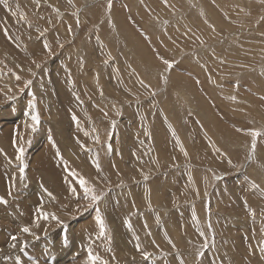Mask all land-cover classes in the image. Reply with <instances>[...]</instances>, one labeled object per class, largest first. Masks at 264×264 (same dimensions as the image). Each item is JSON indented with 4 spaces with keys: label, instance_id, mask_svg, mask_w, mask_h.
I'll use <instances>...</instances> for the list:
<instances>
[{
    "label": "rangeland",
    "instance_id": "1",
    "mask_svg": "<svg viewBox=\"0 0 264 264\" xmlns=\"http://www.w3.org/2000/svg\"><path fill=\"white\" fill-rule=\"evenodd\" d=\"M63 1L0 0V264H264V0Z\"/></svg>",
    "mask_w": 264,
    "mask_h": 264
},
{
    "label": "snow or ice",
    "instance_id": "2",
    "mask_svg": "<svg viewBox=\"0 0 264 264\" xmlns=\"http://www.w3.org/2000/svg\"><path fill=\"white\" fill-rule=\"evenodd\" d=\"M36 2L39 3V0H36ZM110 3H111V0H109V4H110ZM21 18H23V17H21ZM69 30H70V29H69ZM62 46H63V45H61V47H62ZM44 48H45V50H47L49 53L51 52V49H50V47H49V45H48L47 43L44 44ZM164 63H165L166 65H168L169 68H171V66H172V62H170V61H164ZM36 66L39 67L40 65L37 64ZM16 79H19V77H16ZM29 83H30V81H29ZM101 94H102V91H101ZM30 106L34 107V105H30ZM31 119H32V121L34 122V125H33V130H34V126H35V124H38V123H39V116H38V114H34V115H32ZM251 135L255 138V137L259 136L260 133L253 131V132L251 133ZM109 148H110V145H109ZM253 148H254V144H253ZM23 151H24L23 148H19V155L17 156V159H18V160L22 159ZM184 154L187 155L186 152H185ZM23 171H24V169L21 168V169H20V172L23 173ZM145 179H147V176H145ZM79 184H80V186L83 188V194H84V198H85V199H88V198L90 197V199H91V201H92L93 203H96V202H98V201L101 199V197H100L98 194H95L94 189H92V188H90V187L87 186V182H86L84 179H79ZM73 192L75 193V189H73ZM0 203H6V201L3 200V198H0ZM252 215H255V213L253 212ZM42 217H43L44 219H47V218H48V216H47L46 213H42ZM52 219H58V218H57L55 215H53V216H52ZM96 219H97V222H98L99 225H100V234L103 235L104 232H105L104 221H103V219L100 217V215H99V210H98V209H97V217H96ZM193 219H196V218L193 217ZM209 226H210V225H209ZM21 231L24 232V233L31 234V233H30V229H29L28 227H24V228H22ZM202 235H203V233H202ZM11 239H12V241H16V240H17V237H16V236H12ZM10 246H11V247H15L16 245L13 243V244H11ZM205 247H207L206 244H205ZM145 259H147V255H145Z\"/></svg>",
    "mask_w": 264,
    "mask_h": 264
},
{
    "label": "bare ground",
    "instance_id": "3",
    "mask_svg": "<svg viewBox=\"0 0 264 264\" xmlns=\"http://www.w3.org/2000/svg\"><path fill=\"white\" fill-rule=\"evenodd\" d=\"M197 1V0H196ZM49 2V1H48ZM63 2H65V0L63 1ZM176 2V1H175ZM174 2V3H175ZM42 3V2H41ZM47 3V2H46ZM94 3V2H93ZM168 4V3H167ZM97 5V4H96ZM70 8V7H69ZM100 8H102V7H100ZM108 8H110V7H107V9ZM167 8V7H166ZM65 9V8H64ZM68 9V8H67ZM93 9V8H92ZM105 9V8H104ZM10 11V10H9ZM94 11V10H93ZM113 11V10H112ZM35 12V11H34ZM37 12V11H36ZM1 13V12H0ZM93 13H95V11L93 12ZM116 13V12H115ZM97 15H99V14H97ZM102 15H103V13H102ZM83 16V15H82ZM186 16V15H185ZM101 17V16H100ZM98 18V17H97ZM66 19H68V18H66ZM111 19H113L114 20V18H111ZM78 20V19H77ZM104 20V19H103ZM112 20V21H113ZM212 20V19H211ZM101 22H102V20H101ZM212 22H213V20H212ZM125 24V23H124ZM213 24H214V22H213ZM120 25V24H119ZM124 26H126V25H124ZM186 26V25H185ZM94 27V26H93ZM122 27V26H121ZM116 28H117V26H116ZM21 29V28H20ZM94 30V29H93ZM116 30V29H115ZM115 30H113V31H115ZM119 30V29H118ZM120 31H121V28H120ZM123 31V30H122ZM2 31H0V33H1ZM111 33V32H110ZM2 34V33H1ZM129 34V33H128ZM53 35V34H52ZM130 35V34H129ZM0 38L3 40V42H6L5 40H4V38L3 37H1V35H0ZM120 40V39H119ZM136 40V39H135ZM57 41V40H56ZM84 41V40H83ZM122 42V41H121ZM137 42V41H136ZM1 42H0V46H1ZM117 44V43H116ZM3 45V44H2ZM114 45H115V43H114ZM133 45V44H132ZM38 46V45H37ZM134 46V45H133ZM140 46V45H139ZM257 46V45H256ZM3 47V46H2ZM1 47V49H3ZM8 47V46H7ZM81 47V46H80ZM11 48V47H10ZM5 49V48H4ZM35 49V48H34ZM39 49V48H38ZM143 49V48H142ZM83 50V49H82ZM126 50V49H125ZM238 50V49H237ZM1 51V50H0ZM124 51V50H123ZM255 51H257V50H255ZM140 52V51H139ZM239 52V51H238ZM241 52V51H240ZM255 54H257L256 52H255ZM246 55V54H245ZM244 55V56H245ZM253 55H254V53H253ZM137 56V55H136ZM143 57V56H142ZM138 58H139V56H138ZM148 58V57H147ZM233 58V57H232ZM242 58V57H241ZM37 59V58H36ZM118 60V59H117ZM144 60V59H143ZM142 60V61H143ZM145 61V60H144ZM120 62V61H119ZM137 62V61H136ZM146 62V61H145ZM212 62V61H211ZM117 63V62H116ZM150 63V62H149ZM110 64V63H109ZM142 64V63H141ZM95 65V64H94ZM139 65V64H138ZM146 65V64H145ZM129 67V66H128ZM147 67V66H146ZM113 68V67H112ZM132 68V67H131ZM141 69V68H140ZM146 70V69H145ZM94 71V70H93ZM147 71V70H146ZM156 72V71H155ZM131 74V73H130ZM135 74H136V72H135ZM139 75V74H138ZM133 76V75H132ZM155 76H156V74H155ZM154 76V77H155ZM208 76V75H207ZM46 78V77H45ZM49 78V77H48ZM135 79V78H134ZM43 81V80H42ZM48 81V80H47ZM46 81V82H47ZM45 82V81H44ZM143 82V81H142ZM19 83V82H18ZM112 83V82H111ZM137 83V82H136ZM13 84V83H12ZM11 84V85H12ZM5 85V84H4ZM10 85V84H9ZM10 85V86H11ZM24 85V84H23ZM46 85H47V83H46ZM54 85V84H53ZM48 86H49V84H48ZM15 87H17V86H15ZM66 87H68L67 89H70L69 88V86H66ZM12 88V87H11ZM26 88V87H25ZM63 88V87H62ZM112 88V87H111ZM15 89V88H14ZM25 91V90H24ZM31 91V90H30ZM35 91V90H34ZM70 91V90H69ZM20 93V92H19ZM34 93V92H33ZM88 93V92H87ZM136 93V92H135ZM171 93V92H170ZM30 94V93H29ZM37 94V93H36ZM143 94V93H142ZM18 95V94H17ZM33 95V94H32ZM167 95H171V94H167ZM16 96V95H15ZM29 96V95H28ZM38 96V95H37ZM160 96V95H159ZM166 96V95H165ZM172 96V95H171ZM236 96V95H235ZM32 97V96H31ZM74 97V96H73ZM72 97V98H73ZM205 97V96H204ZM15 98V97H14ZM17 98V97H16ZM158 98H160V97H158ZM34 99V98H33ZM38 99V98H37ZM137 99V98H136ZM206 99V98H205ZM14 100V99H13ZM48 100H50V99H48ZM52 100V99H51ZM155 100H157V99H155ZM171 100V99H170ZM174 100V99H173ZM31 101V100H30ZM175 101V100H174ZM250 101V100H249ZM17 102V101H16ZM27 102H29L28 100H27ZM40 102H42V101H40ZM241 102V101H240ZM47 103V102H46ZM150 104H152V103H150ZM154 104V103H153ZM152 104V105H153ZM163 104V103H162ZM243 104H244V102H243ZM248 104V103H247ZM20 105V104H19ZM39 105V104H38ZM58 105V104H57ZM161 105V104H160ZM181 105V104H180ZM21 107V106H20ZM23 107H24V105H23ZM69 107V106H68ZM166 107H169L168 105L166 106ZM247 107V106H246ZM39 108V107H38ZM43 108H45V107H43ZM13 109H14V107H13ZM64 109H66V108H64ZM137 109V108H136ZM35 109H32V111H34ZM193 110V109H192ZM195 110V109H194ZM21 111V110H20ZM96 111V110H95ZM15 112H17V111H15ZM38 112V111H37ZM163 113H164V111H162ZM42 113H43V111H42ZM60 113V112H59ZM179 113V112H178ZM19 114V113H18ZM34 114H36V113H34ZM40 114V113H39ZM54 114V113H53ZM69 114V113H68ZM71 114V113H70ZM20 115V114H19ZM41 115V114H40ZM73 115V114H72ZM18 116V115H17ZM255 116V115H254ZM11 117V116H10ZM27 117V116H26ZM32 117V114H31V116H30V118ZM73 117V116H72ZM162 117V116H161ZM252 117V116H251ZM4 118V117H3ZM3 118H2V120H3ZM13 118V117H12ZM70 118V117H69ZM11 119V118H10ZM14 119V118H13ZM13 119H11V121L13 120ZM28 119H29V117H28ZM260 119H262V118H260ZM7 120V119H6ZM31 120V119H30ZM70 120V119H69ZM9 121V120H8ZM93 122V121H92ZM258 122V121H257ZM256 122V124H258ZM261 122V121H260ZM86 123V122H85ZM262 123V122H261ZM145 124V123H144ZM255 124V123H254ZM71 125H72V123H71ZM259 125V124H258ZM261 125V124H260ZM256 126V125H255ZM263 126V125H262ZM40 128V127H39ZM43 128V127H42ZM42 128H40L41 129V131L43 132V131H45L44 129L42 130ZM33 129V128H32ZM48 131H49V129H47ZM36 132V131H35ZM135 132V131H134ZM34 133V132H33ZM72 133V132H71ZM35 134V133H34ZM33 134V135H34ZM43 134V133H42ZM4 135H5V133H4ZM4 135H3V137H4ZM10 136V135H9ZM129 137H130V135H129ZM134 138H135V136H134ZM47 139H48V137H47ZM79 139V138H78ZM82 139V138H81ZM128 139H130V138H128ZM133 139V138H132ZM3 140H5V139H3ZM134 140V139H133ZM9 141V140H8ZM52 141V140H51ZM82 141V140H81ZM131 141V140H130ZM69 143H70V141H68ZM4 143H5V141H4ZM74 143V142H73ZM63 144V143H62ZM131 144H133V143H131ZM76 146V145H75ZM231 146V145H230ZM7 147V146H6ZM63 147H64V145H63ZM62 147V148H63ZM2 148V147H1ZM54 148V147H53ZM68 148H70L69 147V145H68ZM77 148V147H76ZM229 148V147H228ZM237 148V147H236ZM64 149V148H63ZM71 149H73V147L71 148ZM182 149V148H181ZM75 150H77V149H75ZM35 151H37V150H35ZM62 151V150H61ZM68 151V150H67ZM78 151V150H77ZM87 151V150H86ZM88 151H89V149H88ZM200 151V150H199ZM63 152V151H62ZM84 152H85V150H84ZM194 152H196V151H194ZM71 153V152H70ZM87 153V152H86ZM34 154V153H33ZM72 154V153H71ZM74 154V153H73ZM77 154V153H76ZM76 154H74V155H76ZM67 155H68V153H67ZM65 156V155H64ZM64 156H63V158H64ZM73 156V155H72ZM78 156H80V155H78ZM4 157H5V155H4ZM74 157V156H73ZM33 159V158H32ZM72 159V158H71ZM3 160V159H2ZM11 160V159H10ZM73 160V159H72ZM42 161V156H40V160H39V163ZM44 161V160H43ZM42 161V162H43ZM63 161V160H62ZM73 161H75V159L73 160ZM199 161V160H198ZM221 161V160H220ZM31 162V161H30ZM1 163V162H0ZM3 163V162H2ZM1 163V164H2ZM5 163V162H4ZM39 163H37V165L39 164ZM78 163V162H77ZM80 163V162H79ZM6 165V164H5ZM43 165V164H42ZM10 166V165H9ZM2 167V166H1ZM7 167V166H6ZM9 168V167H8ZM4 169V168H3ZM264 169V168H263ZM13 171V170H12ZM11 170H10V172H12ZM19 171V170H18ZM143 171V170H142ZM17 172V171H16ZM132 172V171H131ZM21 173V172H20ZM134 173V172H133ZM132 173V174H133ZM143 174H144V172H143ZM138 175V174H137ZM62 178V177H61ZM61 178H59V179H61ZM207 179V178H206ZM11 182V181H10ZM14 182V181H13ZM12 182V183H13ZM207 182H209L208 180H207ZM13 185V184H12ZM38 185H36V187L35 188H37V191H38V187H37ZM45 186V185H44ZM41 187V186H40ZM40 189V188H39ZM42 189V188H41ZM36 190V189H35ZM39 191H43V190H39ZM50 191V190H49ZM64 191V190H63ZM53 192V191H52ZM56 192V191H55ZM66 192V191H65ZM41 193V192H40ZM46 191L44 192L43 191V194L42 195H44L45 194V197L43 196V200L44 201H46V200H49V196L48 195H46ZM62 194H63V192H61ZM56 195H57V193H56ZM50 197H51V195H50ZM65 197V196H64ZM55 198V197H54ZM75 198V197H74ZM56 206V205H55ZM58 206V205H57ZM35 207H36V205H35ZM52 211H53V209H51ZM50 210V211H51ZM172 219V218H171ZM174 228V227H173ZM116 233H118V232H116ZM118 234H120V233H118ZM88 235V234H87ZM117 235V234H116ZM121 235V234H120ZM115 238V237H114ZM121 239V238H120ZM122 240V239H121ZM14 258V257H13ZM57 258L55 257L54 258V260H53V262L55 263V260H56ZM54 263H52V264H54ZM10 264V263H9ZM18 264H20V263H18ZM81 264H83V263H81Z\"/></svg>",
    "mask_w": 264,
    "mask_h": 264
}]
</instances>
